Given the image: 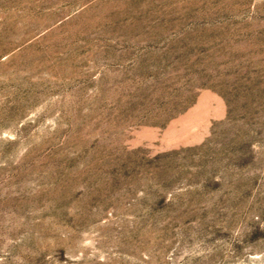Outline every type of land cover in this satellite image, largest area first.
<instances>
[{"label":"rangeland","instance_id":"374dc122","mask_svg":"<svg viewBox=\"0 0 264 264\" xmlns=\"http://www.w3.org/2000/svg\"><path fill=\"white\" fill-rule=\"evenodd\" d=\"M0 264H264V0H0Z\"/></svg>","mask_w":264,"mask_h":264}]
</instances>
